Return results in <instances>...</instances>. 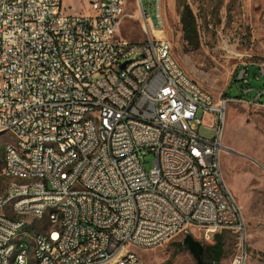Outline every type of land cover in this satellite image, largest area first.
Listing matches in <instances>:
<instances>
[{"label": "built area", "instance_id": "2783aa9c", "mask_svg": "<svg viewBox=\"0 0 264 264\" xmlns=\"http://www.w3.org/2000/svg\"><path fill=\"white\" fill-rule=\"evenodd\" d=\"M151 12L136 0L145 36L135 42L121 36L128 0H82L90 14L67 15L62 0H0V88L6 114L2 126L22 135L34 165L23 166L11 153L2 172L44 175L35 188L0 194V260L16 248L6 239L26 226L37 240L39 264H146L128 259L127 250L159 247L196 228L208 243L217 233L237 239L231 264H248L249 246L241 209L226 187L221 171L223 132L229 102L215 99L196 82H185L184 70L164 33L161 0ZM264 75V63L258 65ZM248 68L238 81L248 86ZM244 94H252L245 88ZM247 101V100H246ZM251 103L264 106V87ZM105 116L107 147L97 149L93 124L84 115ZM206 119L215 135H199ZM61 144L64 156L49 150ZM153 154L154 169L143 158ZM62 165L67 178L56 180ZM74 190H93L75 198ZM32 191L33 200L19 204L26 220L2 214L5 198ZM62 200L58 233L38 234L27 224L44 202ZM59 240L57 252L50 241ZM22 264L23 259H22Z\"/></svg>", "mask_w": 264, "mask_h": 264}, {"label": "rangeland", "instance_id": "374dc122", "mask_svg": "<svg viewBox=\"0 0 264 264\" xmlns=\"http://www.w3.org/2000/svg\"><path fill=\"white\" fill-rule=\"evenodd\" d=\"M141 3L156 22L154 1L150 8L148 0ZM181 4L194 19L196 34L184 33ZM62 5L67 15L90 14V6L82 0H62ZM138 11L136 0H128V16L121 36L142 42L145 36ZM161 13L165 30L160 35L171 43L176 62L215 101L245 97V88L254 94L264 87V75L258 68L264 63V0H161ZM245 68H248V86L237 78ZM199 135L207 140L214 137L208 119ZM12 142V133L0 135V194L5 193L8 184L2 174L4 146ZM223 147L221 171L226 187L241 209L249 246L248 264H264V109L246 99L229 102ZM142 160L147 172L154 169L153 154L147 153ZM188 234L206 249L215 245L218 237L223 245V256L218 264H231L236 237L228 232L217 233L208 243L194 227L159 247L133 249V252L146 264H197L184 245Z\"/></svg>", "mask_w": 264, "mask_h": 264}, {"label": "bare ground", "instance_id": "6f19581e", "mask_svg": "<svg viewBox=\"0 0 264 264\" xmlns=\"http://www.w3.org/2000/svg\"><path fill=\"white\" fill-rule=\"evenodd\" d=\"M185 82L188 84H195L191 78L185 75ZM0 88H5L4 75H0ZM264 109V106H259ZM6 114V104L2 102V94L0 91V118ZM82 124H93V139L97 143V149H104L107 147V139L104 136L105 132V116L102 113H95V115H84L82 117ZM10 132L14 136V142L4 146L3 170L4 166H9L11 162V153L18 156V161L22 162L23 166L34 165V157L30 151H38V143H30L29 146H22V135L14 130L12 126H2L0 128V135ZM49 150L55 153L56 156H64V148L61 144L49 143ZM69 173V165H62V171L56 173V180H63L67 178ZM3 176L8 180V184L4 194L19 190H29L39 185V182H44V175H37L33 178L30 174H21L20 171L2 172ZM226 183V182H225ZM75 198L93 197V190H74ZM33 200V192L25 191L15 195H10L5 198L4 206L2 207V214L9 215L12 221L26 220V213L18 208L19 204H24ZM63 208L62 200H53L44 202L42 210L39 213L28 214L27 224H34L35 231L38 234L58 233V230L65 227V219L53 218V215H60V209ZM41 228H44L41 230ZM26 226H18L16 236L6 239V247H13L16 243V248L11 250L10 255L7 256V264H39L37 262L38 249L37 240L34 237H26ZM59 247V240L50 241V252H57ZM128 259H140L133 250H127ZM0 264H3L0 260Z\"/></svg>", "mask_w": 264, "mask_h": 264}, {"label": "trees", "instance_id": "16d2710c", "mask_svg": "<svg viewBox=\"0 0 264 264\" xmlns=\"http://www.w3.org/2000/svg\"><path fill=\"white\" fill-rule=\"evenodd\" d=\"M182 9L181 13V23L183 26V31L187 36H190L191 33L196 34L195 32V23L192 16H189V11H187V7L184 4L180 5ZM245 98L247 101H250L254 98V94H247L245 97H238V99ZM208 259L207 261L211 264H218L223 256V245L220 241V239L217 237V241L215 245L208 247Z\"/></svg>", "mask_w": 264, "mask_h": 264}, {"label": "water", "instance_id": "95a60500", "mask_svg": "<svg viewBox=\"0 0 264 264\" xmlns=\"http://www.w3.org/2000/svg\"><path fill=\"white\" fill-rule=\"evenodd\" d=\"M184 245L190 250L197 264H211L205 259L203 244L195 240L191 235H187L184 240Z\"/></svg>", "mask_w": 264, "mask_h": 264}, {"label": "flooded vegetation", "instance_id": "af4514ba", "mask_svg": "<svg viewBox=\"0 0 264 264\" xmlns=\"http://www.w3.org/2000/svg\"><path fill=\"white\" fill-rule=\"evenodd\" d=\"M184 240H185V239H184ZM203 246H204V245H203ZM204 255H205V259L207 260L209 255H208V251H207L206 247H205Z\"/></svg>", "mask_w": 264, "mask_h": 264}, {"label": "crops", "instance_id": "0c3cea01", "mask_svg": "<svg viewBox=\"0 0 264 264\" xmlns=\"http://www.w3.org/2000/svg\"><path fill=\"white\" fill-rule=\"evenodd\" d=\"M253 94V93H252ZM243 99H245V98H243ZM224 180V179H223ZM226 184V183H225Z\"/></svg>", "mask_w": 264, "mask_h": 264}]
</instances>
